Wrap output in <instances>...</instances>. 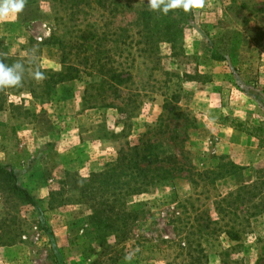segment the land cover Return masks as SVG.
I'll return each instance as SVG.
<instances>
[{"label":"rangeland","instance_id":"obj_1","mask_svg":"<svg viewBox=\"0 0 264 264\" xmlns=\"http://www.w3.org/2000/svg\"><path fill=\"white\" fill-rule=\"evenodd\" d=\"M85 12L77 21L58 0H27L0 23L5 63L26 68L21 87L0 91V164L37 202L0 183V264H264V147L235 126L264 129V0H207L175 48L132 50L125 85L85 72L81 51L79 77L47 93L31 73L61 68L52 33L117 31L130 17L94 3ZM173 89L192 121L167 116ZM150 151L179 170L143 182L131 159Z\"/></svg>","mask_w":264,"mask_h":264},{"label":"trees","instance_id":"obj_2","mask_svg":"<svg viewBox=\"0 0 264 264\" xmlns=\"http://www.w3.org/2000/svg\"><path fill=\"white\" fill-rule=\"evenodd\" d=\"M58 2L64 8H68L69 15L75 16L77 21H82L80 18L83 13H86V7L92 3L99 5L103 9L114 11L116 13L114 16L118 15V12H123L127 13V17H130L127 19L125 27L117 26V31H98V29L91 25L85 24L84 28L77 29L74 34L71 32L72 37L70 39L59 38L55 33H52L50 39L53 40L54 44L57 43L58 50H61L59 55L61 68L58 71H46L43 85L47 93L51 85L59 81L79 77L82 69H80L76 58L82 54L81 51H83V58L87 63V66L82 67L85 72L90 70V72L100 74L101 84L108 83L110 86L125 85L133 77L134 54L132 50L137 48L140 51L138 54H141L143 51H154L157 49L155 48L156 45L162 42L170 44V48H175L176 37L186 25L185 20L189 15V12L186 14L181 9L169 11L167 15H163L161 12L150 10L147 0H135L133 3H119L116 0H58ZM255 9L259 11L261 7L258 9L256 7ZM157 33L162 34L164 37L158 36L155 41H152V37ZM2 44L0 42V48ZM125 47L127 54L121 61V52ZM4 48H7V46H4ZM117 50L119 52L114 53ZM71 51L75 52L76 56L74 58L70 55ZM170 55L171 57H176L181 54L174 51ZM155 58L159 59L156 55ZM177 100V91L175 89L170 90L163 103V109L166 110L167 116L169 115L171 119L184 123L192 121L193 118L189 113L181 110L175 104ZM3 105L4 103L0 101V109L3 108ZM235 126L255 137L258 145L264 147V129L262 127L252 126L249 129L244 128L243 123L238 120H235ZM134 153L137 154L136 149ZM172 158L174 162L172 167H164L162 164L154 165V162L160 160V157L153 155L150 151L148 156L146 155L145 158L143 157L139 161L132 158L130 169L132 171L138 170L143 178V182L154 183L161 179L164 180L167 176L172 177L174 172L179 170L176 158ZM144 160L146 161L145 163ZM0 183L2 188L27 204L32 206L37 205L36 200L30 192L18 183L17 175L10 165L0 164ZM225 233L230 238H238L236 233H232L230 230L225 231Z\"/></svg>","mask_w":264,"mask_h":264},{"label":"clouds","instance_id":"obj_3","mask_svg":"<svg viewBox=\"0 0 264 264\" xmlns=\"http://www.w3.org/2000/svg\"><path fill=\"white\" fill-rule=\"evenodd\" d=\"M147 2L150 10L167 15L169 11L177 9H181L185 13L203 9L207 0H147ZM26 4L27 0H0V23L6 22L9 17H18L23 12ZM5 59L6 54L0 53V91L21 87L26 72L25 64L22 60H16L9 65L5 63ZM31 75L38 82L45 78L44 73L38 68ZM125 259L130 260L131 255H126Z\"/></svg>","mask_w":264,"mask_h":264}]
</instances>
